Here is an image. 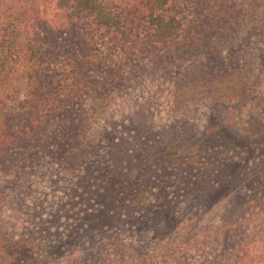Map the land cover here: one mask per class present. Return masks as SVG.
Listing matches in <instances>:
<instances>
[{"label": "trees", "instance_id": "1", "mask_svg": "<svg viewBox=\"0 0 264 264\" xmlns=\"http://www.w3.org/2000/svg\"><path fill=\"white\" fill-rule=\"evenodd\" d=\"M245 1L0 0V264H154L162 246L175 254L163 264L240 262L255 241L247 226L264 215L258 105L244 120L216 105L213 117L223 109L227 120L215 128L183 118L181 102L168 106L161 125L145 120L142 106L104 131L105 145H96L103 153L79 166L54 207L35 192L37 171L16 164L38 150L56 164L72 160L87 111L123 93L130 61L169 60L245 18ZM224 169L226 184L240 186H222ZM174 171L188 177L178 182ZM216 177L222 184L213 185ZM182 187L189 192L176 230L166 220ZM256 243L264 246V237ZM68 247L78 249L70 263ZM252 260L244 264H264V253Z\"/></svg>", "mask_w": 264, "mask_h": 264}, {"label": "rangeland", "instance_id": "2", "mask_svg": "<svg viewBox=\"0 0 264 264\" xmlns=\"http://www.w3.org/2000/svg\"><path fill=\"white\" fill-rule=\"evenodd\" d=\"M245 3L243 11L247 16L236 18L239 21L235 23L237 28L234 24L235 28L234 25H230V28L218 30L203 40L195 41L175 51L174 56L169 60L163 59L159 63L155 60L144 66L133 60L130 61L127 71L121 76L120 83L124 84L123 93L107 104H98L87 111L85 136L81 141V147L78 148L80 153L75 151L71 155L72 160L64 156L63 162L59 160L56 164V157L49 158L43 151L42 154L46 159H41V150H38L32 158L22 156L21 161L16 164H20V167L16 169L37 171L38 177L33 180L36 194L46 195L53 200L52 207L56 206L57 197L64 198V188L71 183L73 173H78L76 170H82L79 168L103 153V149L97 150L96 145L99 142L105 145V140L102 139L104 131L112 125L118 127L119 120L130 115L131 112L141 110L142 106L145 120H150L153 125H161L167 119V108L172 102L182 103L184 107L178 111L182 113L183 118L204 121L203 125L208 124V128L218 127L223 120H227L226 117L222 118L225 113L223 109H218L222 115L218 118L213 117L212 108L216 105L226 109L229 113L227 118L237 115L241 119L247 117L245 110L258 105V109L253 111V118H261L264 114V0H246ZM230 97L234 100L228 101ZM232 123L237 126L240 124L235 120ZM48 142V145H51L50 139ZM33 149L37 150V147ZM53 150L55 155L60 153L59 147ZM223 156L226 154L224 153ZM161 168L168 166L163 165L159 167L160 170ZM205 168L208 170L209 166ZM224 170L225 185L217 177L216 185L214 181L213 185L217 186V182L218 184L220 182L228 190L231 188L228 187L229 185L240 186L233 182L226 184V181H229L227 173L230 170ZM174 174L177 180L188 177L187 174L183 175L179 171H174ZM52 190L54 192L51 195ZM179 190H181L180 194L169 206L171 209H168L169 215L166 220V222L168 220L176 222V230L182 225L179 221L180 211H183L181 208L189 192L184 187ZM31 200H26L24 203L31 205ZM246 231L254 236L255 241H251L244 257L239 259L240 262L237 260V264H244L251 258L254 263L257 256L263 255L264 246L256 243V239L264 237V215L258 212L257 216H253ZM180 237L178 234V239ZM137 243L139 242H135V245ZM63 250L64 260H70V263L75 259L78 249L68 247ZM148 251L151 252L150 249ZM190 252L188 251L189 254H194L193 251ZM152 255L151 260L154 264H163V260L171 261L175 256L171 247L164 246L154 251ZM196 259L199 262L202 260L200 250Z\"/></svg>", "mask_w": 264, "mask_h": 264}]
</instances>
